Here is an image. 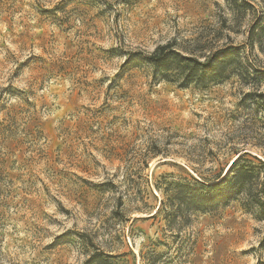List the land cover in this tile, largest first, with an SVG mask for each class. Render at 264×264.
<instances>
[{
  "label": "rangeland",
  "instance_id": "1",
  "mask_svg": "<svg viewBox=\"0 0 264 264\" xmlns=\"http://www.w3.org/2000/svg\"><path fill=\"white\" fill-rule=\"evenodd\" d=\"M251 18L227 0H0V264H264L242 199L170 203L238 153L264 160L253 88H179L145 59L230 44L264 69Z\"/></svg>",
  "mask_w": 264,
  "mask_h": 264
},
{
  "label": "trees",
  "instance_id": "2",
  "mask_svg": "<svg viewBox=\"0 0 264 264\" xmlns=\"http://www.w3.org/2000/svg\"><path fill=\"white\" fill-rule=\"evenodd\" d=\"M256 2V0H227L236 21L247 14L252 17L254 24L247 32L249 46L261 35L259 33L254 35V30L259 26V31L262 32L264 26V15L256 8L259 6ZM178 46L180 44L178 45L176 40H171L157 46L146 55V63L161 72L159 79L177 84L179 88H188L192 85L205 87L224 81L230 76L236 77L240 86L253 88V92L248 93L247 97L256 107L257 112H261L258 120L264 130V94L257 90L264 77V69L258 61L250 59L244 48L230 44L214 48L213 44L208 46L195 43L191 49L187 47L177 50ZM258 142L257 144L264 146L260 139ZM205 183L207 184L197 183V186L174 185V194L170 203L173 204L177 200L179 205L178 208L173 209L174 213L190 208L195 211L210 210L216 205L227 203L231 198H239L243 200L246 208L256 211L258 217L264 220V160L262 158L248 152L238 153L225 172L216 175L213 181ZM165 203L160 202L150 218H154L160 212L169 214L172 209L169 206L168 212Z\"/></svg>",
  "mask_w": 264,
  "mask_h": 264
}]
</instances>
